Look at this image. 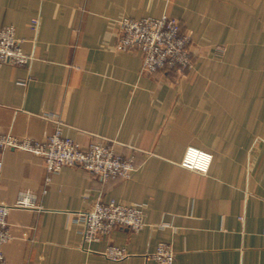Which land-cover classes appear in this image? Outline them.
Segmentation results:
<instances>
[{
	"label": "crops",
	"instance_id": "1",
	"mask_svg": "<svg viewBox=\"0 0 264 264\" xmlns=\"http://www.w3.org/2000/svg\"><path fill=\"white\" fill-rule=\"evenodd\" d=\"M165 13L191 38L183 78L116 48L122 18ZM6 25L33 59L0 67L2 131L42 140L59 119L137 164L128 178L49 174L42 156L3 149L0 201L31 204L9 213L8 264H161V241L173 264H264V0H0ZM189 146L213 154L206 174L181 165ZM111 199L140 205L145 226L85 241L77 213ZM109 245L129 256L108 259Z\"/></svg>",
	"mask_w": 264,
	"mask_h": 264
},
{
	"label": "built area",
	"instance_id": "2",
	"mask_svg": "<svg viewBox=\"0 0 264 264\" xmlns=\"http://www.w3.org/2000/svg\"><path fill=\"white\" fill-rule=\"evenodd\" d=\"M37 24V20H35ZM119 37L116 48L121 51L138 49L142 53L143 73L171 72L183 78L194 67L190 51L191 38L182 29L178 18L163 14L159 17H125L119 21ZM23 39L16 34L14 25L0 29V67L5 63L26 65L33 55L24 52ZM25 85L26 80L18 81ZM14 148L29 151L44 158L50 173L58 172L65 166H81L102 179L128 178L136 169L134 155L118 153L111 143L96 140L83 147L72 137L65 135L63 121L55 120L53 131L42 140L18 137L2 131L0 127V171L3 167L2 151ZM213 154L195 146L187 147L181 165L187 169L206 174L211 166ZM49 179V176L48 178ZM31 206L28 199L14 203L0 201V264H8L3 246L12 239L8 216L13 208ZM83 222L85 241L100 240L115 227H127L139 231L145 226L144 211L140 205H127L114 199L98 200L92 208L77 213ZM264 235V227L262 230ZM104 255L113 261L129 256L127 250L109 245ZM151 258L161 264H173L176 256L172 243L161 241Z\"/></svg>",
	"mask_w": 264,
	"mask_h": 264
}]
</instances>
